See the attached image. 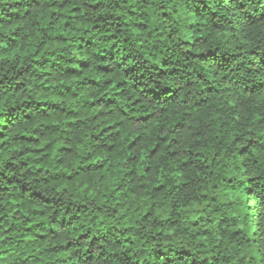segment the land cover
<instances>
[{
  "label": "clouds",
  "instance_id": "9594fccd",
  "mask_svg": "<svg viewBox=\"0 0 264 264\" xmlns=\"http://www.w3.org/2000/svg\"><path fill=\"white\" fill-rule=\"evenodd\" d=\"M0 264H264V0H0Z\"/></svg>",
  "mask_w": 264,
  "mask_h": 264
}]
</instances>
